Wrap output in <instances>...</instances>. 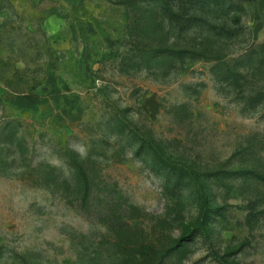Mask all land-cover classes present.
<instances>
[{"label": "rangeland", "instance_id": "1", "mask_svg": "<svg viewBox=\"0 0 264 264\" xmlns=\"http://www.w3.org/2000/svg\"><path fill=\"white\" fill-rule=\"evenodd\" d=\"M0 264H264V0H0Z\"/></svg>", "mask_w": 264, "mask_h": 264}]
</instances>
